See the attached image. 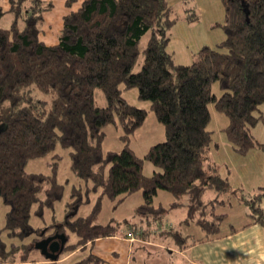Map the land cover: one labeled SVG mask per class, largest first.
I'll return each instance as SVG.
<instances>
[{"label": "trees", "instance_id": "16d2710c", "mask_svg": "<svg viewBox=\"0 0 264 264\" xmlns=\"http://www.w3.org/2000/svg\"><path fill=\"white\" fill-rule=\"evenodd\" d=\"M222 1L225 39L216 47L203 46L189 64L176 63L168 49V29L176 21L169 0H83L64 15L53 45L41 39L44 12L52 2L9 0L7 11L0 6V17L6 12L13 16L10 26H0V200L8 207L1 229L8 241L0 238V264L16 262L9 259L18 253L20 261L28 262L36 250L45 261L58 264L64 255L87 248L88 254L70 264H109L93 252V244L119 232L122 222L99 223L105 197L115 202V210L128 195L142 191L144 201L134 213L158 225L165 212L154 203L159 190L174 196L172 207L183 205L188 196L189 219L214 203L203 199L207 189L238 194L207 163L213 141L209 124L214 108L228 118L224 131L237 153L264 149L251 132L264 103V0ZM141 54V67L133 71ZM135 87L140 99L151 102L166 131V139L143 157L131 148L130 138L148 110L123 96V90ZM96 89L104 94L105 106L98 103ZM116 123L124 132L123 148L106 151L104 128ZM59 145L69 150L70 168L84 184L71 186L62 219L55 212L65 194L58 178L63 158L56 152ZM49 155L55 159L49 173L28 171L30 161ZM145 161L157 168L152 175L144 173ZM93 194L92 209L80 214ZM244 201L252 219L264 223V185ZM49 211V226L32 222L33 217L45 219ZM218 217H196L208 237L218 233L224 216ZM124 221L134 237L147 231ZM56 234L68 240L53 260L41 241ZM72 234L77 238L73 242ZM169 234L180 247L191 237L178 230Z\"/></svg>", "mask_w": 264, "mask_h": 264}, {"label": "crops", "instance_id": "0c3cea01", "mask_svg": "<svg viewBox=\"0 0 264 264\" xmlns=\"http://www.w3.org/2000/svg\"><path fill=\"white\" fill-rule=\"evenodd\" d=\"M43 1L53 4L52 8L47 11L54 10L57 3L62 9L61 15L53 21L58 27L56 31L52 30L53 25L46 24L45 14L47 11L44 12L45 21L42 25L41 39L47 44L53 45L58 42L64 15L71 10H77L83 0H78L72 5L67 4L68 0ZM0 6L7 11L10 8L9 0H0ZM9 19L11 21L13 19L11 13ZM223 143L214 142L213 137L207 154V163L215 165L218 172L229 179L232 188L238 190V194L241 193V196H244L240 190L242 191L247 186L246 188L250 193L248 197H253L264 185V156L261 157V161L259 160V165L252 164V158H250L251 162L244 164L243 169L235 164L228 165L221 161L222 157L231 155L234 148L228 136ZM254 150L264 152L263 148H254ZM235 153L237 154V152ZM248 155L247 153L244 157ZM156 170L157 168H153L152 173H147L144 168V173L152 175ZM238 194L236 196L228 194L226 197L223 196L225 194H219L213 188L205 191L203 199L206 202L214 201L212 207L224 216L219 222L218 233L211 237H208L210 233L197 222L195 217L189 219L188 205L190 200L188 196L183 198V205L172 207L175 200L174 196L166 190H159L154 203L156 206H162L165 212L169 211L173 220L171 219L170 222L166 223L163 220L158 225L143 221L140 216L134 213L135 208L144 201L142 191L128 195L115 210L113 209L115 202L105 197L99 223L106 224L115 216L118 219L125 218L131 223L137 222L139 230L144 228L147 231L146 233H138L136 237L131 238L127 235V231L131 227L125 224L115 235L97 239L93 244V252L104 258L109 264H264V223L252 219L244 200ZM131 200H134L135 203L130 207H125V204ZM90 205L92 209L93 204ZM108 206L111 207L109 215L106 211ZM119 208L120 212L118 213ZM91 209L88 210V213ZM124 209L127 210V216L123 213ZM116 210L117 214L114 213ZM130 217L131 219H129ZM138 227L134 230H138ZM170 230H178L184 236L190 235L188 245L180 247L169 234ZM199 238L204 239L199 240ZM78 251L79 249L64 255L61 261L71 260Z\"/></svg>", "mask_w": 264, "mask_h": 264}, {"label": "rangeland", "instance_id": "374dc122", "mask_svg": "<svg viewBox=\"0 0 264 264\" xmlns=\"http://www.w3.org/2000/svg\"><path fill=\"white\" fill-rule=\"evenodd\" d=\"M171 5L173 6L172 11V17L175 19V23L171 25V27L168 29V34L171 37V40L168 45L169 51H171L174 54V59L176 63L181 64H189L193 61L196 52H198L203 46H211L216 47L220 42H222L225 37L226 33L224 29L222 28V24L225 21L226 18V12H225V6L222 0H169ZM60 5L57 3L55 5V9L52 11L46 12V24H51L52 30H57L58 27L55 26L53 21L55 18L59 17L62 13V9H60ZM10 13H2L0 17V26L2 27H8L11 24ZM147 36L143 38L142 44L145 45L147 42ZM143 61V55L141 54L139 56L138 62L135 65V68L133 71H138L141 67ZM215 91H218V86L214 87ZM95 96L100 105L105 106L106 105V99L104 94L100 89L95 90ZM123 96L124 98L132 105H136L141 108H145L148 110V115L143 123L142 126L137 128L135 132L132 134L130 138V146L131 148L136 152V154L140 157H143L147 151L150 149V147L153 144H156L160 141H164L166 139V131L165 127L158 121L154 111L151 108V102L147 100H142L139 98V90L137 87L125 89L123 90ZM212 120L209 124V129L213 132L214 142H217L219 144H224L223 141L226 138V132L224 131V128L228 124V118L220 113L219 111H216L212 109ZM262 114V117L257 121L256 124L251 126V132L253 135L260 141V143H264V103L260 105V110L257 112V115ZM106 137L104 140V150H121L123 148V141L121 136L124 134L122 126L119 123L116 124H109L104 128ZM217 147V146H216ZM235 151V150H234ZM232 152L231 155L223 156L222 162L226 163L228 165H238L241 169H243V166L247 162H251L252 158V164L259 165V160L261 161V157L264 156V152L261 150H250L248 152V156L244 157L245 155ZM57 154L61 155L63 158L60 161V167H59V174L58 178L59 181L62 182L65 185V194L61 202L57 203V209L55 210L56 214L60 219L64 216V203L69 199L71 186L76 184L78 186H82L83 181L77 178L71 168H70V156H69V150L63 149L61 145L58 146L56 150ZM251 154L253 155L251 157ZM264 158V157H263ZM55 159L52 158V155H49L45 158L35 159L30 161V163L27 166L28 171H37V172H44L49 173L50 172V164ZM156 168L151 162L145 161V171L147 173H152V169ZM247 187V186H246ZM244 187L243 190L240 192H243L244 194V200L249 199L251 197L249 196L248 189ZM232 196H236L235 192H230ZM210 194V193H209ZM208 194V195H209ZM96 194L92 195V203L96 198ZM223 196H228V194H225ZM238 196H241V193L238 194ZM135 203L134 200H131L130 202H127L125 204V207H130ZM244 204L247 206L248 211L251 212V208L249 209V203H246L244 201ZM90 205V204H88ZM85 205L80 208V214L86 215L88 213V210L91 209V205L88 206ZM264 207V204H262ZM119 207V206H118ZM117 207V208H118ZM116 208V209H117ZM121 208V207H120ZM120 208L118 210V213L120 212ZM8 210V207L4 204L2 200H0V238H2L4 241H8V237L5 235V233H2L1 229L5 225V218H6V212ZM107 214L109 215L111 211V207H106ZM104 209V214H105ZM126 211L124 209L125 216H127ZM114 211V213H116ZM117 214V213H116ZM221 213H218L212 206H208L205 210H201L197 212V217H202L203 219H208L210 221H214L215 218H219L218 216ZM107 215V216H108ZM132 217V216H131ZM131 217L129 219H131ZM112 219L122 222L120 225H124L125 218L118 219L115 216L112 217ZM171 219L173 220V217H171V213L169 211L165 212L164 222H170ZM51 221V213L50 211L47 212L46 218L41 219L37 217H33L32 222L35 225H39L40 227L49 226ZM239 221V220H238ZM129 231V230H128ZM33 237V236H32ZM29 237L28 241L32 238ZM77 238L72 234L70 241H75ZM89 248L86 250H79L77 254L71 259V260H65V261H59L58 264H70L73 261H76L77 259L82 258L86 254L89 253ZM20 254L18 253L16 255V259H9L11 262L9 264H34L33 262H40L41 264H51L50 261H45L44 255H42L41 251L36 250L34 251L29 259L28 262H22L20 261ZM49 262V263H48Z\"/></svg>", "mask_w": 264, "mask_h": 264}, {"label": "water", "instance_id": "95a60500", "mask_svg": "<svg viewBox=\"0 0 264 264\" xmlns=\"http://www.w3.org/2000/svg\"><path fill=\"white\" fill-rule=\"evenodd\" d=\"M246 14H247V16L249 15L248 10H246ZM247 19L249 21V18H247ZM67 240H68L67 236H64L62 234H56L54 236H51V237L41 241V248L43 251L45 249H48V251H49L48 256H50L51 259H53V260H57L59 253L64 249Z\"/></svg>", "mask_w": 264, "mask_h": 264}, {"label": "built area", "instance_id": "2783aa9c", "mask_svg": "<svg viewBox=\"0 0 264 264\" xmlns=\"http://www.w3.org/2000/svg\"><path fill=\"white\" fill-rule=\"evenodd\" d=\"M127 233H128L131 237L134 238V235H133V231H132V230L127 231Z\"/></svg>", "mask_w": 264, "mask_h": 264}]
</instances>
